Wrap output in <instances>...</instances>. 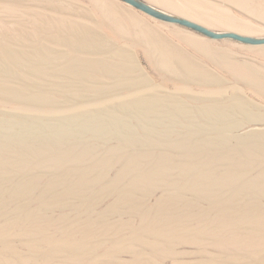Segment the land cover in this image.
<instances>
[{
    "label": "rangeland",
    "instance_id": "374dc122",
    "mask_svg": "<svg viewBox=\"0 0 264 264\" xmlns=\"http://www.w3.org/2000/svg\"><path fill=\"white\" fill-rule=\"evenodd\" d=\"M145 1L264 36V0ZM0 264H264V44L0 0Z\"/></svg>",
    "mask_w": 264,
    "mask_h": 264
},
{
    "label": "water",
    "instance_id": "95a60500",
    "mask_svg": "<svg viewBox=\"0 0 264 264\" xmlns=\"http://www.w3.org/2000/svg\"><path fill=\"white\" fill-rule=\"evenodd\" d=\"M125 3L165 22L176 23L213 39L230 38L245 44H264V36L246 35L235 31H217L187 17L169 13L145 0H122Z\"/></svg>",
    "mask_w": 264,
    "mask_h": 264
}]
</instances>
